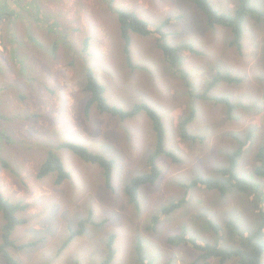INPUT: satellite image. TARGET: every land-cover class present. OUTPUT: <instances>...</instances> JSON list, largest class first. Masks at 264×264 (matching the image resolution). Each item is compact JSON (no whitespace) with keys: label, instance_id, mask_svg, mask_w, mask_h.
<instances>
[{"label":"rangeland","instance_id":"obj_1","mask_svg":"<svg viewBox=\"0 0 264 264\" xmlns=\"http://www.w3.org/2000/svg\"><path fill=\"white\" fill-rule=\"evenodd\" d=\"M14 1L7 3L11 7L7 13L14 18V34L7 25L0 26V114L6 115V120L0 119V130H8L14 138L0 139V193L10 202L29 205L19 214L26 222L16 229L13 239L17 245L42 240L35 248L11 250L18 264H102L112 235H116L112 264H143L137 251L138 239L143 238L146 264H191L198 252L193 244L170 242L181 232L187 231L196 244L204 245L217 240L213 230H202L209 228L210 222L232 217L252 230L259 228L258 214L264 208L253 204L254 211H248L243 200L231 213L230 206L212 200L217 193L188 185L207 165L227 166V159L239 148L240 139L248 136L250 127L264 131V113L248 107L235 116L236 129L229 130L223 122L224 107L203 101L196 113L197 122L187 129L193 135L208 137L195 144L182 137L179 123L195 110L198 99L194 96L207 89L204 74L210 71L214 77L221 67V63L214 64L216 57L224 60L230 56L228 60L234 65L253 69L257 45H264V30L247 39L244 51L249 57L242 59L229 42H222L229 30L221 26L210 30L206 16L190 0ZM210 1L221 12L235 8L237 3ZM261 3L264 0L255 5L261 7ZM122 10L135 13L150 30L164 25L169 33L178 35L169 37L170 44L177 41L174 46L186 57L178 69L171 68L158 48L160 36L156 34L133 35L131 55L126 54L119 17ZM11 39H17L18 52L13 51ZM56 47L60 58L52 53ZM84 48L88 49L87 58L71 60L77 54L74 49L82 52ZM85 70H92L104 86L109 105L132 110L146 104L158 112L166 130V150L182 160L175 162L166 155L160 158L167 170L156 185L140 188L137 208L129 202L125 187L130 176L150 170L146 152L155 150L153 121L146 113L122 121L97 108L87 117ZM222 88L216 86L213 91L228 95L229 90ZM231 90L243 99L248 92H259L264 102V81ZM255 138L257 144L243 157L252 170L262 144L259 132ZM65 141L114 160L113 187H107L103 168L86 163L71 151L59 153L71 179L62 185H57L53 176L40 180L38 172L48 151ZM220 147L225 152L217 156ZM180 199L185 200L182 208L173 216L165 215V206ZM260 205L264 207V202ZM80 218L90 220L86 234L60 252L69 237L67 227L77 230ZM1 234L2 216L0 242ZM262 259L264 264V255ZM0 264H7L3 256Z\"/></svg>","mask_w":264,"mask_h":264},{"label":"trees","instance_id":"obj_2","mask_svg":"<svg viewBox=\"0 0 264 264\" xmlns=\"http://www.w3.org/2000/svg\"><path fill=\"white\" fill-rule=\"evenodd\" d=\"M190 1H192L206 16L207 27L210 30L216 31L219 26L229 30L230 34L224 36L227 39L222 40V42H229L230 47L235 50L236 56L242 59H247L249 57V55L244 51L247 39L255 34H262L264 30V3L260 4L261 7H257L255 3L258 0H237L235 8L226 9L227 12H221L212 5L210 0ZM8 2L15 4L14 0H4L3 2H0V26L3 27L4 25H7L8 31L13 32L14 34V24H11L14 18H11L7 13L8 9L11 8L7 4ZM119 17L122 38L125 44L124 50L128 56L131 55L133 35L147 37L152 34H156L160 36L157 42L158 48L163 52L172 69H178L181 60H186V57L183 54H180V49L174 46L178 45L177 41L173 42L174 45L170 44L169 37L174 33H169L168 31L170 30H168V28L164 25L155 30H150L149 24L146 21L139 19L135 13L125 10L120 11ZM247 32H249V34H247ZM174 35L178 36L177 34ZM2 41L5 43L3 36ZM85 41L89 44L88 39ZM9 43L13 46V51L15 50L18 52L17 39H11ZM74 51L77 54L71 60H79L88 57L87 48H84L82 52L78 49H74ZM60 52L61 51L56 47L52 53L55 58H60ZM254 56L256 60L251 71L246 70L244 66L239 67L231 63L228 60L230 56L224 60L218 57L213 60L214 64L221 63V67L215 72L216 75L214 77L210 71L204 74L207 80L204 85L207 89L205 88V90H202L203 92L197 93L194 96L198 99V101L194 103L195 110L189 116L184 115L179 123L180 132L185 140L195 144L206 141L208 137L206 135L201 137L193 135L187 129L190 123L197 122L198 118L196 120V113L198 114L200 104L203 101H212L215 102V104H219L224 107L223 111L225 113V117H223V122L226 124V129L229 130L236 129L235 116L248 107H254L257 109L258 113H264V102L259 92H255L256 94L248 92L246 99H243L240 96L238 97L239 92L231 90L233 88H243L246 85L253 84L255 81H264V77L261 73V71L264 72V45H257V51L254 53ZM78 66H81V64L77 63V67ZM85 77V91L89 96L85 106L87 117L90 116L94 108H97L100 113L109 114L113 117L120 118L122 121L134 118L142 113H146L153 121L154 132L156 133L155 150L151 153L146 152V166L149 167L150 170L147 173H142L134 177L130 176L125 187V192L129 202L137 208L140 205V188L143 185H156L162 174H164L165 170H167L164 167L162 168L161 164L163 162L160 158L166 155L168 159H172L175 162H181L182 160L178 155H175L174 152H168L166 150V130L162 117L158 114V112L146 104L136 105L132 110H124L109 105L105 98L106 90L94 72L92 70H85ZM220 85H223L222 89L229 90L228 95H222L213 91L216 86ZM21 96L23 99H26L27 97L26 94ZM0 119L6 120V115L3 113L0 114ZM257 132L261 134L262 144L259 147V152L257 153V166L252 170L248 169V163L246 160L243 161V157L250 148H253L257 144V140L255 138ZM263 136V130H260V128L256 126L250 127L248 136L245 140L240 139L241 143H239V148L234 151L232 149L233 153L231 151L232 154L230 153L231 155L227 159V162L229 161L227 166L220 168L208 165L205 166L202 174H199L198 177L194 175V180L190 185H188V188L196 189L197 187H203L209 191L217 193L216 197L212 200L216 203H223L224 206H230L231 213L234 212V206L242 204L243 200L247 204L246 209L248 211H254L253 204H256L258 208H264L260 205V203L264 202V199L261 198V196L264 195ZM235 138L238 141L239 135L236 134ZM0 139L14 141L13 136L6 129L0 130ZM61 151H71L86 163L98 165L103 168L107 187H113L114 160L91 153L84 146L72 144L66 141L48 151L47 157L43 161V164L38 172V178L40 180L53 176L56 177L55 183L57 185H62L64 182L71 179V175L66 168L64 158L59 156ZM224 152V149L220 147L216 150V155H222ZM4 163L7 164L6 162ZM244 171L245 174L243 173ZM253 182L261 183L254 186ZM184 201L185 200L180 199L177 202H173L172 204L165 206L163 209L164 214L167 216H173L177 210L182 208ZM28 209L29 205L10 202L0 193V216H2L0 257L3 256L7 264H18V261H16V258L12 254L11 250L24 249L29 246L35 248L36 246H39L40 243L42 244V240H38L25 244L24 246H18V242L13 239V237H15L16 229L26 222V220L20 219L19 214ZM258 217L261 221V225L257 230H252L249 225L239 223L232 217L217 220L216 222H210V227H204L202 230H213L215 236H217V240L214 243L206 241L204 245L196 244L195 240L191 238L187 231H184V233L181 232L180 235L171 238L170 242L175 245H180L182 243L193 244L195 250L198 252L196 253L197 256H193L192 258L190 257L191 260L194 258L191 264H213L215 260H218L220 264H226L228 261H239V264H263L264 209L260 214H258ZM89 222V218H80L77 230H74L70 226L67 227L66 232L69 237L61 246L60 252H63L74 240L86 234ZM99 226L102 225L99 224ZM115 239L116 235H112L110 237L108 242L107 259L102 264H112L116 255ZM225 240L229 243L225 242ZM138 241L139 244L137 251L139 260L143 264H146V257L144 256L142 250V247H145L144 238L142 240L138 239Z\"/></svg>","mask_w":264,"mask_h":264},{"label":"clouds","instance_id":"obj_3","mask_svg":"<svg viewBox=\"0 0 264 264\" xmlns=\"http://www.w3.org/2000/svg\"><path fill=\"white\" fill-rule=\"evenodd\" d=\"M92 153V152H91ZM97 155H101V154H97ZM101 156H104V155H101ZM104 157H106V156H104ZM106 158H108V157H106ZM109 159V158H108Z\"/></svg>","mask_w":264,"mask_h":264}]
</instances>
